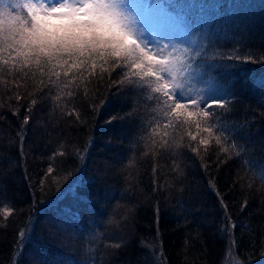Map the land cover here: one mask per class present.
I'll use <instances>...</instances> for the list:
<instances>
[{
	"label": "trees",
	"instance_id": "trees-1",
	"mask_svg": "<svg viewBox=\"0 0 264 264\" xmlns=\"http://www.w3.org/2000/svg\"><path fill=\"white\" fill-rule=\"evenodd\" d=\"M239 3L238 10L227 1L193 14L208 22L209 61L230 49L257 61L235 80L212 73L241 93L226 117L240 156L226 158L214 141L200 155L179 138L167 150L136 143V125L124 119L129 105L137 104L145 124L154 106L127 89L117 94L108 72L61 76L59 88L38 97L39 80L14 93L0 65V209L12 210L0 212V264H264V104L251 88L264 77V0ZM221 13L236 15L241 27L233 30Z\"/></svg>",
	"mask_w": 264,
	"mask_h": 264
},
{
	"label": "snow or ice",
	"instance_id": "snow-or-ice-1",
	"mask_svg": "<svg viewBox=\"0 0 264 264\" xmlns=\"http://www.w3.org/2000/svg\"><path fill=\"white\" fill-rule=\"evenodd\" d=\"M209 7L225 6L219 0H0V65L10 77L14 93H19L22 82L39 80L38 97L51 91L52 85L59 88L61 76L73 81L85 73L108 72L117 94L127 89V94L138 100L146 98L154 106L151 121L145 124L137 104L129 105L131 110L124 119L129 128L136 125V143L167 150L179 138L185 148L200 155L201 147L206 152L214 141L226 158L240 156L235 142L229 143L226 117L241 93L212 73L231 75L235 80L245 64L257 61L236 49L209 61L207 46L212 44V36L205 31L208 22L193 14L194 9ZM231 7L238 10L244 5L233 0ZM221 19L226 25L231 23L233 30L243 23L236 15L221 13ZM110 72H117L119 78L112 81ZM196 83L203 87H195ZM251 88L260 90L264 104V77L257 78ZM26 95L16 94V102ZM36 104L33 98L23 124H28ZM76 154L82 155L79 150ZM221 203L227 214V205ZM246 206L247 202L242 208ZM0 212L12 215L7 206ZM235 228L229 216L226 231L231 249L236 245ZM19 236L22 243L25 232Z\"/></svg>",
	"mask_w": 264,
	"mask_h": 264
},
{
	"label": "rangeland",
	"instance_id": "rangeland-1",
	"mask_svg": "<svg viewBox=\"0 0 264 264\" xmlns=\"http://www.w3.org/2000/svg\"><path fill=\"white\" fill-rule=\"evenodd\" d=\"M227 1L230 2V5H231L232 2H233V0H219L220 3H223V2L226 3ZM212 2H214V0H209V3H212ZM237 2H239V0H237ZM193 12H195V11L193 10ZM197 19L202 20V15H201V14L198 15V16H197ZM215 27H216V28H221V25H215ZM233 263H234L233 261H230V262H229V264H233Z\"/></svg>",
	"mask_w": 264,
	"mask_h": 264
}]
</instances>
